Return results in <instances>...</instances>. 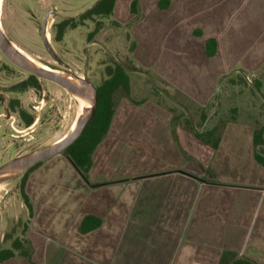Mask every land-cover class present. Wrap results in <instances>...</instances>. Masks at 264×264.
Listing matches in <instances>:
<instances>
[{"label": "crops", "instance_id": "0c3cea01", "mask_svg": "<svg viewBox=\"0 0 264 264\" xmlns=\"http://www.w3.org/2000/svg\"><path fill=\"white\" fill-rule=\"evenodd\" d=\"M134 1L118 0L110 17L131 25L136 68H124L153 84L152 75L209 117L216 111L199 132L222 120L239 88L234 76L259 81L261 92L249 84V105L233 103L216 150L175 126L162 103L123 97L89 181L65 155L29 175L30 258L0 264H264V167L254 145L264 112V0H139L138 16ZM193 116L196 127L199 111Z\"/></svg>", "mask_w": 264, "mask_h": 264}, {"label": "rangeland", "instance_id": "374dc122", "mask_svg": "<svg viewBox=\"0 0 264 264\" xmlns=\"http://www.w3.org/2000/svg\"><path fill=\"white\" fill-rule=\"evenodd\" d=\"M98 1L4 0L0 22L7 38L39 64L47 65L54 70L69 71L81 77L87 74L88 79L99 87L115 70L114 61L126 69L136 67L131 55V25L120 27L110 17H93L81 23L82 13L92 8ZM49 10L55 12L48 24L51 34L49 45L61 61L62 67L45 51L40 35L43 16ZM63 17H74L79 26L74 30L68 29L63 41L58 42L55 40L56 26ZM92 34L100 46L89 44L87 37ZM30 77V73L19 69L0 52V167L16 158L51 147L59 135L62 137L69 135L80 118L81 112L75 99L69 91L55 83L38 79L40 90L28 89L25 92L13 90ZM129 77L133 85L132 95L136 100L153 98L164 106L175 109L177 113L183 111L177 102L188 105L193 119V114L198 113L197 107L152 75L150 77L154 80L153 84L148 76L142 74L132 72ZM234 81H238L239 84L238 94L230 93V100L226 101L219 116L222 120L236 116V110H231V107L237 99L242 108L249 105L251 99V88L241 80V76H234ZM123 97L124 93L120 92L116 96V101L120 102ZM11 101H19L15 110L10 108ZM21 109L34 118V124L29 128L19 116L18 111ZM263 113L261 109L258 127L264 125ZM217 122L218 119L214 120L213 124ZM24 176L25 174L14 175L6 179L0 192V240L3 241L4 235L12 233L11 242L18 239L22 242L24 251L29 252L30 246L26 235L30 213L21 194ZM10 246V242L2 243L1 248ZM15 257L17 261L22 260L18 252Z\"/></svg>", "mask_w": 264, "mask_h": 264}, {"label": "trees", "instance_id": "16d2710c", "mask_svg": "<svg viewBox=\"0 0 264 264\" xmlns=\"http://www.w3.org/2000/svg\"><path fill=\"white\" fill-rule=\"evenodd\" d=\"M118 0H100L98 1L91 9L86 11L80 16L81 23L86 20H91L93 17H111L116 2ZM139 0H135L132 3L131 11L134 15H139ZM76 21H65L56 26L58 37L57 40L61 41L65 35V32L68 29L74 30L78 27ZM134 47H131V52H133ZM217 52V44L215 41H209L207 44V53L208 56L212 57ZM241 80L249 85L247 80L242 76ZM252 90L255 92H261V84L259 81H253ZM28 89L40 90V84L38 78L31 75L30 79L18 84L13 88L15 91L25 92ZM124 93V97L130 99L135 105H141L144 103L136 101L132 96V87L131 79L128 73L124 68L117 66L112 75L105 80L98 87V104L94 118L86 127L82 136L76 141L74 145L66 150V154L75 168L82 174L86 181H89V172L93 165V155L98 148V146L103 142L106 136L109 133L112 121L114 119L117 107L116 96L120 93ZM19 104V101H11L10 108L15 110L16 105ZM189 110L190 108L186 106ZM169 111L173 114V124L180 125L182 124L185 128L190 131L198 140L203 144L210 146L214 150L218 149L222 140L223 131L227 125L225 121H219L217 126L211 130H205L204 132L196 133L194 127L188 118L185 111L177 113L175 109L168 108ZM200 113V122L196 126L198 129L204 127L206 121L208 120V113L204 109L199 108ZM21 120L29 128L34 124V118L29 116L26 111H18ZM218 114V112H217ZM217 114L215 116H217ZM254 145L256 146L255 159L256 161L264 167V125L260 129L255 131L254 134ZM43 164V163H42ZM42 164L36 166L28 173L25 174L23 183H22V198L24 204L29 210L30 216L33 214V208L30 202V198L26 193V184L29 178V175L39 168ZM100 222H98L94 227H98ZM82 231L86 232L85 223L82 227ZM18 246V245H16ZM16 248V247H15ZM15 256L13 251H9L6 254L0 255V263L12 259ZM27 258H30V255H24ZM225 264H253L252 262L246 259H236L232 262Z\"/></svg>", "mask_w": 264, "mask_h": 264}, {"label": "water", "instance_id": "95a60500", "mask_svg": "<svg viewBox=\"0 0 264 264\" xmlns=\"http://www.w3.org/2000/svg\"><path fill=\"white\" fill-rule=\"evenodd\" d=\"M42 33L44 35L43 45L46 51L58 64H61V61L58 59V57H56L49 45V41L45 36V29L42 31ZM0 52L4 55L6 59H8V61L17 66L19 69L30 73L32 76L38 79L55 83L69 92L83 93L88 96V98L92 102V107L88 110V112L84 116H80V121L76 131L72 135L66 137L61 143L57 145H52L51 147L42 150L35 151L23 157L16 158L0 167V176L3 174H13V176H19L28 173L36 166L54 157H57L59 155L67 156L66 150L72 145H74L76 141L82 136L86 127L95 116L98 104V91L97 87L88 79L87 74H85L84 77H80L76 74L70 73L69 71H60L54 69L53 71L57 73H49L29 63L26 58L22 54H20V52L14 47L13 43L7 38L1 26ZM60 73L64 74V76L60 75ZM177 104L183 107L180 103L177 102ZM219 108L220 100L217 109ZM186 111L188 112V110ZM215 112L216 111H214V113L209 117L208 121L206 122L205 128L214 116ZM190 121L194 127L195 132L198 133L199 131L196 129L192 117H190ZM63 138L64 137L59 135L57 137V141Z\"/></svg>", "mask_w": 264, "mask_h": 264}, {"label": "flooded vegetation", "instance_id": "af4514ba", "mask_svg": "<svg viewBox=\"0 0 264 264\" xmlns=\"http://www.w3.org/2000/svg\"><path fill=\"white\" fill-rule=\"evenodd\" d=\"M3 3H4V0H0V4H1V14H2V10H3ZM55 14V12L54 11H52V10H49V11H46L45 12V14H44V16H43V28H42V30H41V33H40V35H41V39H42V42H43V39H44V35H43V33H42V31L45 29V36H46V38L48 39V41L50 42V39H51V34L49 33V30H48V24H49V22H50V19H51V17L53 16ZM1 18V17H0ZM73 20H75V18L74 17H63V19H62V21H60V23H62V22H65V21H73ZM1 23V22H0ZM59 23V24H60ZM57 37H58V33H56V37H55V40L56 41H58L57 40ZM64 38V37H63ZM61 41H63V39L61 40ZM61 41H58V42H61ZM87 41L89 42V44L92 46V45H99L100 46V44H98L97 43V39H95V38H93V34L92 35H89L88 37H87ZM44 46V45H43ZM45 48V47H44ZM17 49L24 55V56H26V57H28L29 59H32L33 60V62H35V63H38L32 56H29V55H27L26 53H24V51H22L21 49H19L18 47H17ZM45 51H46V49H45ZM47 52V51H46ZM48 53V52H47ZM107 53V52H106ZM48 55L51 57V59H53L52 58V56L48 53ZM54 60V59H53ZM114 61V60H113ZM54 62H56L55 60H54ZM57 63V62H56ZM114 63H115V69H116V67L117 66H120V67H122V68H124V66L123 65H121L120 63H117L116 61H114ZM39 64V63H38ZM60 67H62L60 64H58ZM124 70H125V68H124ZM107 71H111V69L109 70V69H107ZM126 71V70H125ZM90 72V71H89ZM88 72V73H89ZM114 72V71H113ZM97 91H98V87H97ZM11 237H12V233H9V234H6V235H4V239H3V241H1L0 240V255H2V254H6L7 252H9V251H13L14 253H15V255H16V253L18 252V253H20V256L22 257V258H27V257H25L24 255H26L27 254V252L26 251H24V247H23V244H22V242L21 241H19L18 239H15L14 241H12L11 242ZM8 242H10L11 243V246L9 247V248H1V246H2V243H8ZM16 245H18V246H16ZM16 247V248H15ZM15 257V256H14ZM13 257V258H14Z\"/></svg>", "mask_w": 264, "mask_h": 264}, {"label": "bare ground", "instance_id": "6f19581e", "mask_svg": "<svg viewBox=\"0 0 264 264\" xmlns=\"http://www.w3.org/2000/svg\"><path fill=\"white\" fill-rule=\"evenodd\" d=\"M0 17H1V4H0ZM0 26L2 28V24L0 23ZM3 30V28H2ZM4 31V30H3ZM14 45V44H13ZM14 47L17 49V47L14 45ZM18 50V49H17ZM19 51V50H18ZM20 52V51H19ZM20 54H22L20 52ZM23 55V54H22ZM24 56V55H23ZM26 58V60L31 63L32 65L36 66L37 68L39 69H42L46 72H49V73H57L55 71H53V69H51L49 66H45V65H41V64H38V63H35L33 62L32 59H29L28 57L24 56ZM60 75L64 76V74L60 73ZM81 77V76H80ZM70 95L75 99V101L77 102L78 104V109L79 111L81 112L80 116H84L88 110L92 107V102L91 100L88 98V96H86L85 94L83 93H78V92H69ZM79 121H80V118L76 121V123L74 124L73 128L71 129V132L69 133V135H72L77 127H78V124H79ZM69 135L67 136H64L63 139L57 141L54 143V145H57L59 143H61L66 137H68ZM13 174H3L0 176V192L3 190L4 188V182L6 181V179L12 177Z\"/></svg>", "mask_w": 264, "mask_h": 264}, {"label": "built area", "instance_id": "2783aa9c", "mask_svg": "<svg viewBox=\"0 0 264 264\" xmlns=\"http://www.w3.org/2000/svg\"><path fill=\"white\" fill-rule=\"evenodd\" d=\"M247 82L249 83V84H252V79L250 78V77H247Z\"/></svg>", "mask_w": 264, "mask_h": 264}]
</instances>
